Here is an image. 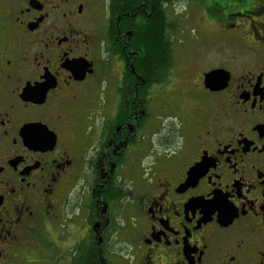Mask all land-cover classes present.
Segmentation results:
<instances>
[{
	"label": "flooded vegetation",
	"instance_id": "obj_1",
	"mask_svg": "<svg viewBox=\"0 0 264 264\" xmlns=\"http://www.w3.org/2000/svg\"><path fill=\"white\" fill-rule=\"evenodd\" d=\"M184 1L201 58L165 30L148 78L154 0H0V264H264V0ZM154 94L180 143L137 161Z\"/></svg>",
	"mask_w": 264,
	"mask_h": 264
},
{
	"label": "rangeland",
	"instance_id": "obj_2",
	"mask_svg": "<svg viewBox=\"0 0 264 264\" xmlns=\"http://www.w3.org/2000/svg\"><path fill=\"white\" fill-rule=\"evenodd\" d=\"M166 11L169 18V24L171 25L170 39L174 42L172 47L173 61L176 65L181 66V64L193 63L194 60L201 58L198 52L192 47L196 41L198 34L193 28V20L195 16V11L190 7V4L186 3L184 0H178L173 5L166 7ZM183 42V43H182ZM182 44V45H181ZM117 63V62H116ZM162 94H154L152 107L148 108V118L146 125L138 132L137 144L135 145V158L137 161L140 159L142 154H147L149 150V143H151V148L154 153H163L165 147L163 145L171 144L174 148L178 147L180 143V120L177 115L180 114L179 111H172L168 108H163L162 106ZM182 121L184 122L183 113L180 114ZM185 123V122H184ZM148 145V146H147ZM170 145V146H171ZM149 156L145 161L148 163ZM135 174L128 170V167L123 166L121 172L120 183L126 187L131 188L133 184L135 185ZM131 210L129 206V201H124L123 209L120 211V218L124 222L130 220ZM123 236L119 238V241H114L115 247L128 249L126 245H121V241L127 237L123 231ZM125 244V243H124ZM125 246V247H124ZM116 249V250H117ZM30 259L35 257V253H30ZM19 264H33L30 262H23Z\"/></svg>",
	"mask_w": 264,
	"mask_h": 264
},
{
	"label": "trees",
	"instance_id": "obj_3",
	"mask_svg": "<svg viewBox=\"0 0 264 264\" xmlns=\"http://www.w3.org/2000/svg\"><path fill=\"white\" fill-rule=\"evenodd\" d=\"M113 18L119 13L129 12L131 8V0H111ZM178 0H168V4L173 5ZM114 20V19H113ZM165 30H168L163 21L161 10L158 7L157 0H154L153 12L151 15L150 25L144 36V47L138 49L139 52V72L148 78L158 72L168 59L171 52L170 44L165 40L168 39ZM140 46L142 44H139Z\"/></svg>",
	"mask_w": 264,
	"mask_h": 264
},
{
	"label": "water",
	"instance_id": "obj_4",
	"mask_svg": "<svg viewBox=\"0 0 264 264\" xmlns=\"http://www.w3.org/2000/svg\"><path fill=\"white\" fill-rule=\"evenodd\" d=\"M212 75L213 74H210V75L206 76V80L208 81L211 78Z\"/></svg>",
	"mask_w": 264,
	"mask_h": 264
}]
</instances>
